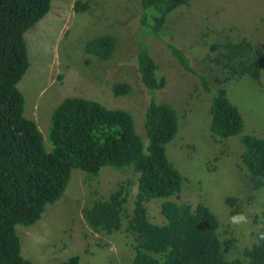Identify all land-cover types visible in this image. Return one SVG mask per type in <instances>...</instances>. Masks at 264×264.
Segmentation results:
<instances>
[{
	"label": "rangeland",
	"instance_id": "obj_1",
	"mask_svg": "<svg viewBox=\"0 0 264 264\" xmlns=\"http://www.w3.org/2000/svg\"><path fill=\"white\" fill-rule=\"evenodd\" d=\"M77 1L88 2L89 7L76 11ZM140 11V0H52L46 15L24 34L29 66L17 85L25 100L24 115L36 122L49 150L54 108L70 96L92 98L108 108L129 111L145 140L143 114L152 95L140 82L134 54L141 41L147 43L165 79L163 88L153 96L171 104L179 115L178 132L165 151L184 181L177 196L169 199L207 205L220 222L222 245L229 248L227 259H243V250L256 241L262 228L264 187L248 191L239 168L242 144L238 136L223 140L212 136L210 95L200 85V77H206L217 89L216 78L225 76L213 59L216 52L210 49L215 42L246 37L264 46V0H189L168 14L160 37L143 34ZM102 34L118 40L107 60L84 51L88 40ZM164 40L187 54L192 71L179 65ZM117 82L128 83L131 91L115 96L112 85ZM223 87L243 118L242 132L264 136V69L260 83L244 75L229 79ZM127 179H134L131 170L104 166L96 176L88 177L83 170L73 168L61 198L46 205L32 225L16 226L21 254L33 264H61L72 255L80 256V264H132L134 250L132 236L125 231L127 217L120 230L106 233L93 230L82 213L83 207L106 197ZM228 196L238 197L237 213L231 212ZM161 201L147 203L152 222L164 220ZM237 214H244L247 222L231 223Z\"/></svg>",
	"mask_w": 264,
	"mask_h": 264
},
{
	"label": "trees",
	"instance_id": "obj_2",
	"mask_svg": "<svg viewBox=\"0 0 264 264\" xmlns=\"http://www.w3.org/2000/svg\"><path fill=\"white\" fill-rule=\"evenodd\" d=\"M51 1L0 0V264H33L21 254L16 226L32 225L46 205L61 198L73 168L92 177L104 166L131 170L134 179L120 181L106 197L83 207L82 213L93 230L106 233L120 230L127 217L125 231L132 236V264H264V240H260L264 207L256 241L243 250V259H227L229 248L222 245L220 222L211 209L201 202L194 205L169 199L177 196L184 181L165 151L178 132L179 115L171 104L153 96L163 88L165 79L147 43L141 41L134 54L140 82L152 95L143 114L146 141L129 111L108 108L92 98L70 96L51 114L48 139L52 147L45 149L36 122L24 115L25 100L17 85L29 66L24 34L46 15ZM188 1L140 0L143 34L160 37L168 14ZM88 7V2L74 4L76 11ZM163 43L182 68L192 71L181 48L166 40ZM117 45L114 35L102 34L88 40L84 51L107 60ZM210 49L216 52L213 59L225 76L216 78L217 89L206 77H200V85L210 95L209 129L220 140L238 136L242 144L239 168L251 193L264 187V136L242 132L243 118L223 84L244 75L260 83L264 46L242 37L215 42ZM130 91L126 82L112 85L115 96ZM154 199L162 200V223L149 218L147 203ZM237 201L236 196L226 198L232 213L238 212ZM61 264H80V256L72 255Z\"/></svg>",
	"mask_w": 264,
	"mask_h": 264
},
{
	"label": "clouds",
	"instance_id": "obj_3",
	"mask_svg": "<svg viewBox=\"0 0 264 264\" xmlns=\"http://www.w3.org/2000/svg\"><path fill=\"white\" fill-rule=\"evenodd\" d=\"M246 222H247V217L244 214H237L231 217V223L233 224H240ZM260 240H264V233H260Z\"/></svg>",
	"mask_w": 264,
	"mask_h": 264
}]
</instances>
